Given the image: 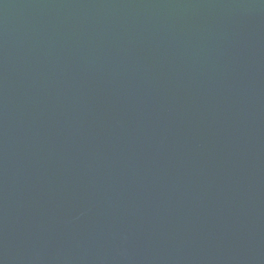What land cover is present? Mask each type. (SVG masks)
<instances>
[{"label": "water", "instance_id": "obj_1", "mask_svg": "<svg viewBox=\"0 0 264 264\" xmlns=\"http://www.w3.org/2000/svg\"><path fill=\"white\" fill-rule=\"evenodd\" d=\"M0 264H264V0H0Z\"/></svg>", "mask_w": 264, "mask_h": 264}]
</instances>
